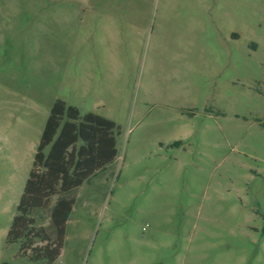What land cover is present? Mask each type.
Masks as SVG:
<instances>
[{
	"label": "rangeland",
	"instance_id": "374dc122",
	"mask_svg": "<svg viewBox=\"0 0 264 264\" xmlns=\"http://www.w3.org/2000/svg\"><path fill=\"white\" fill-rule=\"evenodd\" d=\"M58 99L117 155L53 264H264V0H0V263Z\"/></svg>",
	"mask_w": 264,
	"mask_h": 264
},
{
	"label": "trees",
	"instance_id": "16d2710c",
	"mask_svg": "<svg viewBox=\"0 0 264 264\" xmlns=\"http://www.w3.org/2000/svg\"><path fill=\"white\" fill-rule=\"evenodd\" d=\"M115 128L108 118L55 101L6 236L8 245H19V257L53 264L61 255L76 191L117 155Z\"/></svg>",
	"mask_w": 264,
	"mask_h": 264
}]
</instances>
